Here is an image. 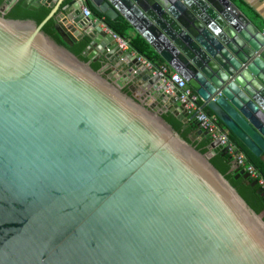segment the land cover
Instances as JSON below:
<instances>
[{"label":"water","instance_id":"95a60500","mask_svg":"<svg viewBox=\"0 0 264 264\" xmlns=\"http://www.w3.org/2000/svg\"><path fill=\"white\" fill-rule=\"evenodd\" d=\"M19 1L0 7V264H264V222L209 163L217 142L181 140L161 117L194 123L179 92L80 8L123 17L256 158L261 31L230 0H22L50 9L39 25L4 18Z\"/></svg>","mask_w":264,"mask_h":264},{"label":"trees","instance_id":"16d2710c","mask_svg":"<svg viewBox=\"0 0 264 264\" xmlns=\"http://www.w3.org/2000/svg\"><path fill=\"white\" fill-rule=\"evenodd\" d=\"M4 0H0V7L2 6ZM22 0L14 5L10 11L4 16L7 20H18V21H32L36 25H39L49 14L50 9L41 8L36 11H28L21 7ZM94 17L103 22V24L114 34L120 36L121 38L128 41L130 49L144 59L149 61L154 67L159 68L165 65L162 59L150 48V46L139 36H131L129 33V26L124 20L115 19L110 20L103 14L95 12L90 6H87ZM54 21L49 20L43 27L42 32L53 40L59 47L65 48L69 53H71L78 61L82 63H88V59L85 56L86 49L89 44L87 38H83L81 41L73 44L72 46H67L58 34L54 30ZM91 70L94 72L101 68V64L90 63ZM172 72V71H170ZM123 93L130 96V93L124 89ZM137 95L133 97L137 101ZM208 115H213L211 112L204 109ZM162 119L172 128V130L179 136L181 140L192 146L201 155H206L209 150L208 146L210 144L209 137L200 138L195 135L197 127L195 123L182 124L176 117L170 113L162 114ZM219 124L223 127L221 122ZM230 141L235 144L240 150L245 154L248 162L253 165L261 174L264 179V155L262 158H256L251 155L244 146L231 134L228 132ZM209 163L224 177L230 186L237 192V194L242 198V200L248 205V207L258 215L264 222V200L258 193V188L252 187L251 183L244 180L242 177L235 178V170H231V165L228 161L227 156L224 153H218L209 159Z\"/></svg>","mask_w":264,"mask_h":264},{"label":"built area","instance_id":"2783aa9c","mask_svg":"<svg viewBox=\"0 0 264 264\" xmlns=\"http://www.w3.org/2000/svg\"><path fill=\"white\" fill-rule=\"evenodd\" d=\"M80 12L84 18L91 17V12L86 6L80 8ZM99 23L102 21H98ZM102 29L110 34L114 43L117 45L120 52H130L131 55L137 58V61L146 69L152 70L153 75H158L166 87H174L179 92L177 98L181 104L183 111L188 117H192L198 130L206 132L207 137L211 142H217V147H220V152L224 153L231 166L235 171L243 172L248 176V182H255L258 188V193L264 200V179L259 171L251 165L245 154L235 144H233L228 135V131L219 124V120L214 115H208L202 108L201 99L187 85L185 80L176 72H170L168 66L163 65L159 68L154 67L149 61L130 49L127 40L111 32L103 23ZM261 35L264 37V27L261 29Z\"/></svg>","mask_w":264,"mask_h":264},{"label":"crops","instance_id":"0c3cea01","mask_svg":"<svg viewBox=\"0 0 264 264\" xmlns=\"http://www.w3.org/2000/svg\"><path fill=\"white\" fill-rule=\"evenodd\" d=\"M53 1L59 2V3L61 2L62 6L69 2V0H53ZM230 1L235 5V7L247 18V20L254 27H256L259 31H261V29L264 27V0H230ZM87 6H89V5H86V7ZM91 16H92L93 21H99L98 19H96L94 17V15L92 13H91ZM117 18L125 21V19L121 16H117L113 20H115ZM110 20H112V19H110ZM102 23L103 22H100V27L102 26L101 25ZM128 26L130 28L129 33L131 34V36L134 37V35H136V36L140 37V35L129 24H128ZM87 55H90V53L85 52L86 57H87ZM96 57L97 56H93L92 58L96 59ZM88 61H89V64L92 63L90 60H88ZM96 62H98L102 65L101 61H96ZM96 62H94V63H96ZM170 71H172V70L170 69ZM263 155H264V153H263ZM263 155L260 158H262ZM231 170H234L233 166H231Z\"/></svg>","mask_w":264,"mask_h":264}]
</instances>
